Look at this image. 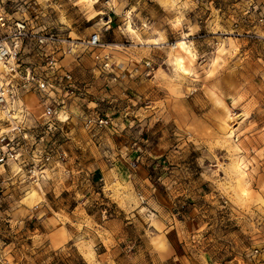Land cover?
I'll list each match as a JSON object with an SVG mask.
<instances>
[{"label": "rangeland", "instance_id": "rangeland-1", "mask_svg": "<svg viewBox=\"0 0 264 264\" xmlns=\"http://www.w3.org/2000/svg\"><path fill=\"white\" fill-rule=\"evenodd\" d=\"M0 7L34 28L113 35L105 41L123 44L108 47L115 61L126 55L124 74L115 84L98 79L130 84L122 97L130 112L118 119L125 131L98 132L93 143L72 119L64 123L57 136L68 141L60 143L67 175L60 166L27 171L48 143H20L23 162L0 163V264H264V0ZM90 59L81 52L61 61L92 82ZM24 100L38 116L35 95Z\"/></svg>", "mask_w": 264, "mask_h": 264}, {"label": "built area", "instance_id": "built-area-1", "mask_svg": "<svg viewBox=\"0 0 264 264\" xmlns=\"http://www.w3.org/2000/svg\"><path fill=\"white\" fill-rule=\"evenodd\" d=\"M110 45L115 48L123 46L122 43L104 41L98 30L86 36H70L56 29L34 28L25 19L11 17L0 7L1 164L23 162L20 143H48L30 157L33 165L27 171L37 170L40 174L49 165L60 166L61 173H69L64 165L66 153L60 146L65 142L57 136L65 133L63 127L69 116V105L76 104L80 126L92 138L98 136V129L109 127L111 119L98 109V100L94 99L90 106L83 101L87 94L85 85L61 59L65 55L89 52L97 73L114 84L119 83L126 63L115 61ZM142 62L147 74L151 68L149 60ZM26 92L35 95L40 108L38 116L23 105ZM62 113L66 114L61 117ZM29 114L32 123L26 126L24 121ZM45 136L47 139H43ZM136 196L140 201L144 198L141 192H136Z\"/></svg>", "mask_w": 264, "mask_h": 264}, {"label": "crops", "instance_id": "crops-1", "mask_svg": "<svg viewBox=\"0 0 264 264\" xmlns=\"http://www.w3.org/2000/svg\"><path fill=\"white\" fill-rule=\"evenodd\" d=\"M107 19L109 20V18H107ZM106 28H107V26L104 27V29H106ZM113 38H114V36L111 35L109 38L103 39V40L104 41L105 40L109 41V40H111ZM120 56L122 58L123 63H125L126 62V55L121 53ZM62 63L64 64V66L66 68H69L71 70V72H72V69L70 68V65L68 64V62H62ZM91 64H92V66H91L90 70H92V72H94L95 77H96L94 80H92V82L91 81H88L89 83L87 81L84 82V80L79 79L72 72V74L77 78V80L85 85L87 94L85 95V98H84L83 101L88 106H90V105L94 104V99L98 100V109H102L101 108L102 106L104 108H106L105 113L108 114V115H111V114L115 115V117L117 118V119L115 118L116 119L115 122H116V124L118 123L116 127H113V126L110 125L109 127H104V128L98 129V132L103 134V135H106L107 133H109L110 128L116 133H117V131H120V130L125 131L126 130V129H124L125 126L123 124L119 123L118 119H120V121L122 120V122H123V120L126 119V115L129 114L128 112H130L129 111L130 110L129 109V104H127L128 102L125 101V99H123L124 96H125V93L122 94V92H121L122 90L125 91V92L128 91L126 88L128 87V85H130L129 81H126L124 83L125 87L123 85H119L118 84L117 86L113 85V86H111V88L110 87L108 88L107 86L109 85V83L106 84V82H104L103 79L102 80L98 79L97 69L94 67V62H93L92 58L90 59V65ZM73 70H74V68H73ZM107 90H108V92H106ZM118 101L121 102L120 105L117 106L116 108H114V105L116 103H118ZM68 109H69L68 121L69 120L71 121V119H72L73 122H76L78 130L80 132L85 133L86 137L88 136L89 139L93 143H96V142L98 143V136L97 137H93V138L90 137V135L80 126V121H79V119L77 118V115H76L78 109L73 107V104L69 105ZM112 121H113V124H115L114 123V118H113V120H111V123H112ZM112 134L113 133H111L110 135H112ZM65 143H68V141H66ZM156 222L158 223L159 228L167 226V221H165V220H157ZM58 230H59L58 228L52 229L50 231V233H49L50 237L53 235V233L55 231H58ZM58 237H59L58 234H55L53 240L51 238V241L49 243L50 244L53 243L55 240H57ZM66 239H67V236L64 235L63 241H65Z\"/></svg>", "mask_w": 264, "mask_h": 264}, {"label": "bare ground", "instance_id": "bare-ground-1", "mask_svg": "<svg viewBox=\"0 0 264 264\" xmlns=\"http://www.w3.org/2000/svg\"><path fill=\"white\" fill-rule=\"evenodd\" d=\"M128 28H129V30L130 31H132V29H131V27L130 26H128ZM180 44H181V46H182V48L186 51V53L189 55V54H191V50H190V47L187 45V44H185V42L184 41H181L180 42ZM181 59V58H180ZM181 60H183V59H181ZM181 60H179V59H176V62H177V64H178V67H179V69L180 68H182L184 65L182 64V61ZM175 62V61H174ZM184 70V69H183ZM28 94H33V93H31V92H26L24 95H23V98H22V103H23V105L25 106V108H27L26 107V104H25V100H24V98H25V96H27ZM38 104V103H37ZM39 106V105H38ZM28 109V108H27Z\"/></svg>", "mask_w": 264, "mask_h": 264}]
</instances>
